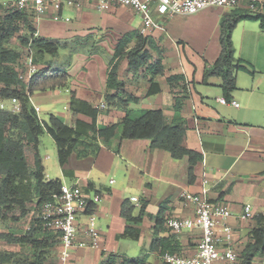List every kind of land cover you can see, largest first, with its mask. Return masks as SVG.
<instances>
[{
    "label": "crops",
    "instance_id": "0c3cea01",
    "mask_svg": "<svg viewBox=\"0 0 264 264\" xmlns=\"http://www.w3.org/2000/svg\"><path fill=\"white\" fill-rule=\"evenodd\" d=\"M13 1L0 0V3L7 8ZM257 5V11L262 10L264 0H258ZM247 7L246 3H241L231 10L250 13ZM223 8L227 10L230 7L210 6L194 14H174L169 17L180 23L179 25L182 24L181 22L201 23L202 20L207 22L205 20L207 17L215 19L216 23L210 31L212 37L207 41V46L208 42L214 43V52L208 57L206 47L205 53L200 54L201 59L198 58V60L187 55L183 39L173 33L172 38L178 39V44L174 48L177 49L181 44L185 57L179 59L174 52L167 53L165 48L163 56V49L159 48L162 46L158 43V38L164 31L158 26L142 33L140 16L139 21L134 23L135 26H131L136 13L125 6H108L104 10H99L95 1H84L80 8L50 10L44 17L32 23L36 37L65 40L74 36L94 35L111 59L117 43L126 33L136 30L144 36L153 37L159 47L153 45V50H150L153 56L152 61L161 57L164 66L163 75L155 77V81L159 83L160 92L148 96L147 90L150 86L148 77L142 71L133 73L129 68L128 59L124 57L118 63V79L123 82V90L126 93L138 98L137 102L129 103L127 108L133 109L136 113L139 110L160 109L167 120L176 116L183 117L187 123V146L201 154V159L194 167L193 179L190 181L187 156L174 159L165 150L150 149L148 139H124L118 154H114L105 147H101L96 156H79L76 152L72 153L67 164L64 167L59 166L62 178L49 179L45 176V180L59 179L61 183H66L65 180L69 179L85 191L92 190L100 195L101 201L95 208L99 215L98 226L101 230V239L98 247L76 246L67 264H105L110 255H115L117 262L122 258H130L142 259L146 264H165L155 245L159 239H171L170 244L176 248L175 253L192 256L200 241V230L195 228L175 233L166 226L165 222L168 218L182 219L195 216V207L181 201L180 194L183 192L201 194L205 191L212 203L229 207L231 215L217 221L216 236L219 239L222 237L224 222L233 229L232 246L235 250L240 251L249 242V231L255 225L254 216L264 213V104L262 105L260 101L264 99V57L254 62L255 74L250 73L251 77L248 79L252 81L246 84L248 94L245 98L241 97L243 107L237 102V95L234 93L237 89V81L240 83V79L243 78V75L239 77V72L236 74V89L229 98L236 101L239 104L238 107L223 104L217 100L224 97L220 88L221 79L216 77L220 80L217 83L214 77H210L205 83L203 74L205 68L210 67L220 54V22L230 12V10L224 12ZM86 9H95L99 15L84 11ZM66 10H76V15L66 16L64 14ZM153 17L155 20L165 19L156 11H153ZM239 29L248 34V43L243 46L244 53L238 49L236 34ZM232 41L238 54L236 58L249 59L245 54L250 53L251 50L256 57L259 50H264V30L261 29L258 21L240 20L232 32ZM132 45L133 43L130 46ZM195 53H197L196 50ZM67 55V50L61 53L62 58ZM57 58L58 56L55 64L60 65V70L65 71L64 67H68L65 71L68 75L67 86L62 89L36 91L30 95L29 100L33 108H39L36 114L40 119L41 101H49L63 92L70 94L73 92L77 99L88 102L100 111L96 122L99 128L116 123L123 118V108L109 107L105 102V95L114 92L106 86L107 75L95 77L97 82L94 85L84 84L86 75L80 79L81 70L87 71L92 67H96L97 70L106 69V60L103 61L101 56L91 55V53L89 55L73 54L70 64ZM258 62L259 65H257ZM170 75H182L191 91L189 97L184 100L181 111L178 112L173 110V95L175 91H178V86L172 87L167 83L166 77ZM211 96L215 97L217 104L213 105L210 102ZM254 100H258L260 105ZM1 102L6 103L7 99L0 100ZM69 105L70 98L68 104L63 107L65 114H51L71 127L74 126L77 118L90 122V118L85 115H74ZM101 105L105 107L101 108ZM38 154L45 175L39 145ZM121 167L125 169L126 184L123 183L122 187H111L116 183L111 174L120 171ZM110 180L113 182L111 183ZM131 197H137L138 201H131ZM246 205H250L251 215L248 218H242ZM142 206L145 208L142 220L133 225L139 230L138 238L122 237L127 226L124 213H130L136 218L141 214ZM124 239L135 241L138 248H141V254L137 257H127L120 253L122 249L120 242ZM217 246L221 249L222 241H218ZM52 264H58L57 260ZM214 264L232 263L216 261ZM251 264H264V255L255 256Z\"/></svg>",
    "mask_w": 264,
    "mask_h": 264
},
{
    "label": "trees",
    "instance_id": "16d2710c",
    "mask_svg": "<svg viewBox=\"0 0 264 264\" xmlns=\"http://www.w3.org/2000/svg\"><path fill=\"white\" fill-rule=\"evenodd\" d=\"M14 3L15 0L7 8L0 3V100L14 97L21 105L19 113L0 109V221L4 220L11 210L19 212L18 216L14 217L15 220L26 218L30 213L32 215L29 217L28 228L23 229L21 234L0 233V239L8 244L29 247L33 250V255L32 259H29L0 250V264H48L51 250L57 259L59 235L44 229L36 215L41 204L49 200L52 193L58 191L61 182L59 179L45 180L38 154L42 135L47 134L53 139L60 167L67 164L68 158L74 152L79 156H95L101 147H106L115 149L118 153L124 139H148L150 149L165 150L174 159L187 156L188 177L191 181L194 167L201 159V154L187 146V123L183 117L176 116L167 120L160 109H145L136 113L133 109L127 108L129 103L137 102L138 98L123 90V82L118 79L117 73L120 60L126 57L133 73L142 71L148 77L150 83L148 96L160 92L155 77L164 73L161 57L152 61L150 50H153L154 46L151 38L136 30L126 33L121 38L107 72L106 86L114 92L105 95V102L109 107L123 108L124 116L120 121L99 128L96 122L100 111L88 102L77 99L73 92L70 111L74 115L82 114L89 117L90 122L77 118L71 127L52 114L47 120H41L30 103V95L36 91L62 89L67 86L68 75L60 70L61 67L55 64V60L59 50L69 46L71 41L36 37L32 24L35 17L28 12L15 10ZM250 13L233 10L221 20L220 54L216 61L204 70L203 82L206 83L210 77H219L220 88L227 100L236 89V74L240 71L251 74L254 72L248 61L235 58L232 43V32L240 20L258 21L264 30V6L257 13L251 10ZM20 31L24 33L17 36L19 45L30 48L33 62L38 67V71L29 81H26V67L21 62L22 58L29 54L28 51L25 53L8 46L11 39ZM166 81L172 87L178 86V91L173 95V110L181 111L184 100L191 92L189 85L182 75H170L166 77ZM27 151L32 153L31 159L28 158ZM144 210L142 206L141 214L136 218L130 213H124L127 226L122 237L138 238L139 230L133 225L141 222ZM254 221L255 225L249 231V242L240 251L234 249L237 254L235 263L251 264L255 256L264 255V213L254 216ZM171 242V239H159L154 244L162 255L165 252H176ZM106 263L146 264L142 259L130 258H122L117 262L115 255H110Z\"/></svg>",
    "mask_w": 264,
    "mask_h": 264
},
{
    "label": "built area",
    "instance_id": "2783aa9c",
    "mask_svg": "<svg viewBox=\"0 0 264 264\" xmlns=\"http://www.w3.org/2000/svg\"><path fill=\"white\" fill-rule=\"evenodd\" d=\"M84 1H95L99 10L108 6H125L131 8L142 20L141 32L157 27L153 11L160 17H171L174 14H194L210 6L234 8L246 3L247 8L256 12L258 0H15V10L28 12L38 21L48 11H61L64 8H80ZM26 57V81H29L38 71L33 62L30 48ZM220 103L231 104L238 107L234 100L224 97L217 98ZM0 103V109L11 113H19L21 105L18 99L12 97ZM105 105H101L104 108ZM39 111L38 107L34 108ZM112 183L113 180H110ZM180 199L184 204L195 207V216L192 218H168L166 226L175 233L183 230L199 229L200 241L196 252L192 256H182L178 253L165 252L161 255L165 264H214L216 261L235 263L237 254L232 246L233 229L230 225L222 223L223 235L219 239L215 233L218 219H226L231 215L229 207L212 203L205 191L201 194L183 192ZM101 197L94 191H85L78 184L68 185L61 183L57 192L51 194L49 200L43 202L36 217L44 229L59 235L60 246L57 254L58 264H67L71 250L76 246L98 247L100 245L101 230L96 224L95 207ZM137 202V197H131ZM251 215L250 205L244 207L242 218ZM222 241L221 249L217 242Z\"/></svg>",
    "mask_w": 264,
    "mask_h": 264
},
{
    "label": "rangeland",
    "instance_id": "374dc122",
    "mask_svg": "<svg viewBox=\"0 0 264 264\" xmlns=\"http://www.w3.org/2000/svg\"><path fill=\"white\" fill-rule=\"evenodd\" d=\"M224 9L225 8H223V10ZM227 10H228V12H229V10H230V12L232 11L231 8H229ZM227 10H224V12H226ZM75 11L76 10H66V11H64V14L66 16L72 15V17H73L76 15ZM84 11H87L89 13H97V11L95 9L94 10L93 9H86ZM224 12H222V13H224ZM255 13H257V12H255ZM97 14L99 15V13H97ZM44 16L45 15L41 16L40 18H42ZM156 20H155V22H157V27L160 26V29H162L164 31L163 34L158 38V43L162 47H159L157 45V43L153 37H151V40H152V44L154 46H158L159 48L163 49V53H162L163 56L165 53L164 52V48H165L167 53L174 52L175 55H177V57L179 59H182V58L184 59V57H185L183 48L181 47L182 46L181 44L178 45L177 49L174 48L175 45L178 44L177 43L178 39L177 38L173 39L172 35H171L172 33L175 34L176 36L178 34L180 36V38L183 39V42L186 44V53L188 56H192L194 59H197V60H198V58L201 59L200 54L203 55L205 53L206 47H207V49H206L207 56L208 57L212 56V53L214 52V43L208 42V46H207V41H209L210 38L212 37V33H210V31L212 30V28H213L212 26L214 25V23H216L215 19H211V18L207 17L205 19V20H207V22H204V20H202L201 23L181 22L182 23L181 25H179L180 23H177L176 20H174V19L172 20L169 17H166L165 19H158L157 21ZM137 21H139V15L135 14L134 19L131 22V26H135L134 23H137ZM132 28H134V27H132ZM23 33H24V31H20V33L16 34L11 39L8 46L13 48V49H16L18 51H20V50L24 51L26 53L27 49L25 47H21L19 45V42L17 39V36L20 34H23ZM236 35L238 37V43H237L238 49L242 53H244L245 50H244L243 46L246 43H248V37H247L248 34H246V31L243 32L242 29H239L237 31ZM213 37H214V35H213ZM86 38H88V39L85 40ZM80 39H83V41H80ZM58 40H60V39H58ZM60 41H63V42L64 41H71V44L69 46L59 50L60 52H59V55L57 58L58 60H61V61L65 62L66 64H70V62L72 61L71 56L73 54L75 55V53H78V54L84 53L86 55H89V53H91V55L101 56L102 57L101 59L103 61L106 60V63H105L106 69H104V70L103 69L97 70L96 67H92V69H90V70L88 69L87 71L81 70V74H80L81 78L80 79L83 78V75H86V79L84 81V84L94 85L97 82L95 77L98 78L100 76L104 77V75L105 76L107 75L108 64L110 63L111 58L108 57L106 50L104 49V47L101 45L100 41H98V39H96V37L94 35H92V36H74V37L67 38L65 40H60ZM118 43H117V45H118ZM117 45H116V47H117ZM189 47H192L193 49H195L197 51V53H195V50L190 49ZM233 47H234V44H233ZM235 49H234V56L236 58V57H238V54L236 53ZM64 50L68 51V55L65 56L64 58H62L61 53H63ZM174 50H176V51H174ZM262 51H264V50L263 49L259 50L256 53V57H255V54L252 50L250 53L245 54L246 57L248 56V58L253 60V61H250L249 59H246L245 57H243L251 63L253 71H256L254 62H257V61H255V60L256 59L259 60V59H261V57H264V53ZM240 57H242V56H240ZM25 61H26V58L23 57L21 62L23 63L24 67H26L24 65ZM257 65H259V62L257 63ZM63 67H64V65H63ZM67 69H68L67 66L64 67L65 71ZM238 74H239V77H242V75H243V78L240 79V83L237 81V89L234 91V93L237 95V98H236L237 102L242 104V107H243L244 103H243L241 97L245 98L246 95L248 94V92L246 91L247 90L246 84H250L252 80L248 79V77H251V74L248 72H242L241 71ZM254 74H255V72H254ZM214 79H216L215 81H217V83H219L220 80L218 78H216V76H214ZM77 81H79V80L77 79ZM248 82H250V83H248ZM191 85H192V82H191ZM214 96L209 97V100L213 105L217 104L215 102ZM69 98L71 101V94L68 92H63L62 94H60V96H54L49 101H41V103H40V107H41L40 117H41V119L47 120L48 116L51 113H57V114L63 113V114H65L63 107L66 104H68ZM254 101L258 105H260V102L258 100H254ZM260 101L262 102V105H263L264 99L260 100ZM5 104L9 105L8 102H6ZM106 149H108V148H106ZM100 150H101V148H100ZM108 150L112 151L114 154L119 153V152L118 153L115 152V149H108ZM39 153L41 155L43 165L45 168V176L49 179L57 178V177L62 178L61 171H60V168L58 165L55 144H54L52 138L47 134H44L40 139ZM27 156L29 159H31L32 153L30 151H27ZM111 177L114 178L116 181V183L114 185H111V187H122L123 183L126 184V182H125V177H126L125 176V169L122 167L120 168V171L118 170L116 173L112 172ZM65 182L68 185H73V183L69 179L65 180ZM95 212H96V208H95ZM18 213L19 212L17 210L9 211L6 218L4 220L0 221V233L12 232V233H16V234H21V231H23V229L28 228L29 217H31L32 213H30L28 215V217H26V218H23L20 220H15L14 217L18 216ZM98 220H99V215L96 212V224H97V226H98ZM46 234L49 235L48 232H46ZM37 236H43V234H40V235L37 234ZM120 244L122 247V249L120 250V253H123L127 257H137L141 254V248H138L137 243L133 240L124 239L123 241L120 242ZM0 250L5 251V252H13L16 256H19V257L23 256V257H27L29 259H32V255H33V250H30L29 247H21V246L14 245V244L13 245L8 244L7 242H5L4 240H1V239H0ZM73 250L74 249L71 250V254H72ZM52 253L53 252L51 250V255L49 256L48 264H52L55 260H57V259H55V256L52 255ZM257 257H259V255ZM69 260H70V258H69ZM57 263H58V261H57ZM234 264H239V263H234Z\"/></svg>",
    "mask_w": 264,
    "mask_h": 264
}]
</instances>
